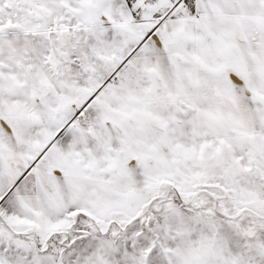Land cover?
<instances>
[{
	"label": "snow or ice",
	"instance_id": "1",
	"mask_svg": "<svg viewBox=\"0 0 264 264\" xmlns=\"http://www.w3.org/2000/svg\"><path fill=\"white\" fill-rule=\"evenodd\" d=\"M0 264H264V0H0Z\"/></svg>",
	"mask_w": 264,
	"mask_h": 264
}]
</instances>
